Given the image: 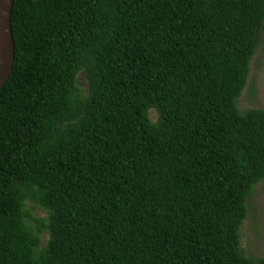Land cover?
<instances>
[{
	"label": "trees",
	"instance_id": "trees-1",
	"mask_svg": "<svg viewBox=\"0 0 264 264\" xmlns=\"http://www.w3.org/2000/svg\"><path fill=\"white\" fill-rule=\"evenodd\" d=\"M263 20L264 0H12L0 264H264L237 234L264 111L235 107Z\"/></svg>",
	"mask_w": 264,
	"mask_h": 264
},
{
	"label": "rangeland",
	"instance_id": "rangeland-1",
	"mask_svg": "<svg viewBox=\"0 0 264 264\" xmlns=\"http://www.w3.org/2000/svg\"><path fill=\"white\" fill-rule=\"evenodd\" d=\"M264 22V20H263ZM264 46V28L259 32L258 44L248 63V73L245 85L236 100L235 107L239 113L249 109L264 111V70L262 64V49ZM82 86V75L78 76ZM149 119L155 120L154 112L150 111ZM23 208L29 213V223L33 219L46 218V212L39 206L25 201ZM246 213L238 228L239 250L246 259L264 258V180L257 182L251 195L245 201ZM47 233L39 236L40 247L44 245Z\"/></svg>",
	"mask_w": 264,
	"mask_h": 264
},
{
	"label": "water",
	"instance_id": "water-1",
	"mask_svg": "<svg viewBox=\"0 0 264 264\" xmlns=\"http://www.w3.org/2000/svg\"><path fill=\"white\" fill-rule=\"evenodd\" d=\"M12 0H0V87L5 83L12 66L13 43L10 32Z\"/></svg>",
	"mask_w": 264,
	"mask_h": 264
}]
</instances>
